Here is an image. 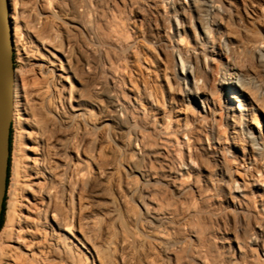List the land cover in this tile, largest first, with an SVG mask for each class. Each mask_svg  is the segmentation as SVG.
I'll list each match as a JSON object with an SVG mask.
<instances>
[{
    "label": "bare ground",
    "instance_id": "obj_1",
    "mask_svg": "<svg viewBox=\"0 0 264 264\" xmlns=\"http://www.w3.org/2000/svg\"><path fill=\"white\" fill-rule=\"evenodd\" d=\"M9 6L14 50L38 74L27 83L20 70L14 73L13 118L22 125L12 149L19 203L6 211L14 248L25 249L34 264H174L193 239L182 238L181 220L154 200L179 194L202 206L189 226L193 237H203L205 249L197 253L205 261L189 254V264H264V114L263 125L250 126L264 83L235 62L249 56L264 73V26L253 17L254 4L9 0ZM132 18L161 56L168 93L178 89L196 111L184 127L172 121L173 107L161 112L146 82L126 87L119 62L131 64L139 48ZM236 139L246 146L239 155L228 145ZM232 157L240 160L239 179ZM82 190L85 209L111 224L105 233L112 256L92 243L94 219L84 221L83 239L76 234ZM20 230L26 246L14 234Z\"/></svg>",
    "mask_w": 264,
    "mask_h": 264
},
{
    "label": "rangeland",
    "instance_id": "obj_2",
    "mask_svg": "<svg viewBox=\"0 0 264 264\" xmlns=\"http://www.w3.org/2000/svg\"><path fill=\"white\" fill-rule=\"evenodd\" d=\"M243 1L247 2L248 5H250V6H251V2L254 4V9L256 11L255 13L257 14L258 18L255 16H253V17L263 27L264 26V0H243ZM23 20H24V22L26 21L25 22L26 24L28 22H29L28 25L31 24V22L27 16H25V18H23ZM130 22H131V24H134V26H135V30L137 33L136 35L138 38V40L136 39V41H137L136 47L138 48V46H139V48L137 49V53H135L136 55L134 53L133 54L130 53L131 54L130 60H131L132 65L131 64L127 65V63L125 62L126 63L125 64L124 61L119 62L120 69L123 68L120 71H123L122 77L124 78V81L126 82V87L129 89H132V90H138L142 87V84L146 82V84L149 85V87L151 88V91H153L152 93L158 99L159 107L161 108V112L162 113H163V111L167 112L170 109V107H173V109L176 110L177 112L175 111L173 113L172 121H174L175 125L180 124L181 126L184 127L185 123L187 124L186 119H188L190 121L192 112H196V111L193 109V107L187 106L186 102L182 101V99H181L182 93L178 89H175L174 92H172V93H168L169 91H168V86H166V77L163 74L164 72H163V67H162L161 56L159 55L158 51L153 46H151V44L147 43V41H145V39H143L142 36L145 35V31H146L145 27L142 26L138 21H133V18L130 20ZM17 53L18 52H16V50H14L15 69L20 70V74L22 73L21 75L24 77L25 81L27 83H30L37 77V75H38L37 71L33 70V66L30 65L31 62L27 61V59H25L23 53L22 54L21 53L17 54ZM44 53L45 52H43V54ZM235 62H238L237 64L239 66L241 64L240 67H242L243 69L249 68L254 73V75L258 76L260 83H262V82L264 83V73L260 70V67L256 64V62H254L249 56H243V55H241V57L238 56V58L235 60ZM121 74H122V72H121ZM229 78H230V76L228 75V79ZM250 94L252 95L251 92H250ZM215 98L217 99V102H218L217 107H216L217 111H220V108L223 109L224 100L222 99L221 95H217ZM144 107H146V105ZM254 107H256V111L254 112L255 114L253 113V115H252L253 119L251 120L250 126L256 128L257 124L260 126L263 125L261 122H262L263 114H264V101L254 104ZM220 114H221V112H220ZM21 130H22L21 122H19L15 118H13V120H12V141H11V151H10V167H9L10 173H9L8 186H7L5 211L3 214V224H2V227L0 229V236H1L0 237V254H3L4 257L1 258L2 255H0V264H34V262H32L30 260V258L25 255V253H26L25 249L14 248L15 244L9 242V238L11 236V232H13V229H12V231L11 230L7 231L8 227L10 228V226H9V222H7V218H6L7 216L6 215L10 211L12 213L13 210H11V209L13 207L15 208V205H17L19 203V198H18L19 197V189H18L19 185H18L16 176L14 174L12 149H13V137H14V140H16L17 137H19V136H17V134H18V132H21ZM18 135H20V133ZM236 140L237 141L235 143L234 142L232 143L231 140H228V145L233 152H235L236 154L239 152L241 154V150L243 149V147H246V146H244V144L241 141H239V139H236ZM239 153H238V155H239ZM230 159H233L231 166H232V170L234 172V176L239 179V177H241L242 173H243L242 170L238 167V163L240 162V160L235 159L234 157H232ZM157 189L160 190L161 188L159 189V187H158ZM165 196H167V197H165ZM85 197H86V195H85L84 191L82 190L81 201H80L81 207L78 211L79 212L78 219H77V222L75 224L76 229H77L76 234L79 235L81 239H83L82 234L83 233L85 234L87 231V229L85 228V225H84V221L86 219H88L89 217L92 220L94 219L96 222L94 220H93V222H95V224L97 225L98 231H93V234L95 233V235H96L95 236L96 240L93 241L92 243H95V244H93L95 247L98 246L97 249L100 250V253H102L104 256L106 254L112 256V254H111V253H113V247L112 246H114V245H112V243H111L112 240H110L111 239L110 235L105 233V229H106L105 225L108 224L107 228H109V227L111 228V224H110V222H106L104 217L98 211H96L92 208H86L85 209V206H84L86 204L85 203L86 199H84ZM180 197L182 198V196H179V194L178 195L177 194L172 195V196L166 194V195H164V198H163L164 200L158 199V197H157V199H155L154 202L156 204L161 203L160 204L162 206L161 209L163 208V210L166 212H172L174 214V217L178 221L181 220L180 222L182 225V227H181L182 229L180 231L182 234V236H181L182 238L188 237V235L192 236L193 240L192 241L189 240L190 242H188V243H190V244H187V247L189 246L188 247L189 249L187 248L188 249L187 250L186 247L184 248L186 250L185 254L181 256L182 260L178 261V259H177L178 264H189L186 260L188 258L189 254H192V256L194 255L193 257H194L195 261H197L196 258L199 260L201 258L202 261L203 260L205 261V258L201 257L203 254V251L205 249V243L203 242L204 240L202 239L203 237L201 238L200 235L198 236L199 238L193 237L195 234L194 231H196V230L193 228L192 224H190V226H189V223H191V220L194 219V216H192V215L195 214L196 212H198L197 210H201V208H202L201 203L199 201H196L197 203L194 202V204H193L192 203L193 201L189 202L187 200V198L183 197L181 199ZM228 200H230V202L233 201L231 197H228ZM10 202L12 204H10ZM13 202H15L16 204ZM9 205H11V209H10ZM192 207L194 208L193 210L191 209ZM195 208L197 210H195ZM6 211H8V212H6ZM174 211H175V213H174ZM197 214H199L198 217H201V218L204 216V215L203 216L201 215V214H203L201 212H199ZM87 216H88V218H87ZM192 217H193V219H192ZM4 227H5V229H3ZM2 230H3V232H2ZM213 231H215L216 236H217V238L214 239L215 240L214 246L220 247L221 242H220V239L218 238L220 234H217L218 229H216L215 225H214ZM8 232L10 235L8 234ZM19 232L22 234H20ZM18 233H14V234L16 236L18 235L20 237H23L22 238V240H24V241H22L23 245H25V246L28 245V238L24 236L25 233L22 230L18 231ZM4 235L5 236L8 235V236L5 237ZM228 236H230V239L231 238L233 239L232 234H228ZM232 239H231L232 246L235 247V245H236L235 241H234V239L233 240ZM92 243H90V244L92 245ZM107 244L110 247H107ZM87 246H89V245H87ZM107 249H109V250H107ZM197 251H199L202 254L200 255V253L199 252L197 253ZM3 252H5V253H3ZM13 254L16 255L17 257L14 256ZM21 254L23 255V257H21L22 256ZM196 254H198L200 257L198 255L196 257ZM7 255H8V257H7ZM18 255L20 256V258L18 257ZM94 259L97 261L96 257H94ZM176 262L174 264H177Z\"/></svg>",
    "mask_w": 264,
    "mask_h": 264
},
{
    "label": "water",
    "instance_id": "obj_3",
    "mask_svg": "<svg viewBox=\"0 0 264 264\" xmlns=\"http://www.w3.org/2000/svg\"><path fill=\"white\" fill-rule=\"evenodd\" d=\"M9 0H0V224L10 159V134L13 120L15 73L13 27Z\"/></svg>",
    "mask_w": 264,
    "mask_h": 264
},
{
    "label": "trees",
    "instance_id": "obj_4",
    "mask_svg": "<svg viewBox=\"0 0 264 264\" xmlns=\"http://www.w3.org/2000/svg\"><path fill=\"white\" fill-rule=\"evenodd\" d=\"M11 141H12V128H11V134H10V151H11ZM9 167H10V159H9ZM9 173H10V169L8 168V179H9ZM8 179H7V186H8ZM5 203H6V197H5L4 205H3V213H2L0 229H1L2 224H3V214H4V211H5Z\"/></svg>",
    "mask_w": 264,
    "mask_h": 264
}]
</instances>
